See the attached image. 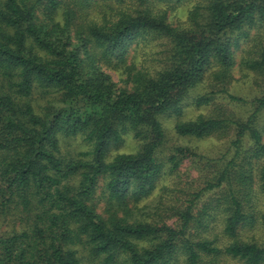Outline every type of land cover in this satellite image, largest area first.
Segmentation results:
<instances>
[{"label": "trees", "instance_id": "1", "mask_svg": "<svg viewBox=\"0 0 264 264\" xmlns=\"http://www.w3.org/2000/svg\"><path fill=\"white\" fill-rule=\"evenodd\" d=\"M182 1L0 0V264L264 263V237H239L264 232V0H195L173 25ZM139 38L163 41L158 64L119 87L103 65ZM243 41L250 99L229 91ZM35 91L57 98L36 110ZM189 105L173 132L227 139L218 157L168 143L162 118ZM125 134L136 151L107 160ZM74 137L90 149L61 151ZM164 176L167 202L135 214Z\"/></svg>", "mask_w": 264, "mask_h": 264}, {"label": "rangeland", "instance_id": "2", "mask_svg": "<svg viewBox=\"0 0 264 264\" xmlns=\"http://www.w3.org/2000/svg\"><path fill=\"white\" fill-rule=\"evenodd\" d=\"M195 0H183L180 4H178L173 9H166L163 3H155L154 7L158 9H166V18L167 21L173 25L186 26L187 22V11L192 6ZM102 5L106 6H114L115 3L113 0H94L92 6L88 9L91 14H98L99 11H96L93 7L99 9H105L108 11V8L102 7ZM162 40H143V39H135L131 42H128L122 56L123 61L112 67L108 65L107 67L103 65V69L109 74V78L115 82V84L119 87H130L131 80H129V76L135 70H153L156 68L159 58H160V50L163 48ZM250 46L249 42L243 41L242 43L235 47L233 52L234 63L232 65L231 73H232V81L229 86V91L234 95H239L243 98L250 99L254 95L258 93L256 87L253 84V75L252 72L246 69L244 64H242V60L246 56L245 50ZM115 57V56H113ZM116 60L115 58H112ZM130 73V75H128ZM200 88L194 90V93L200 92ZM193 92V91H192ZM192 94V93H191ZM57 95L55 92L50 93H38L35 91L31 95L32 105L36 110L42 109L47 104H51L55 101ZM205 109H195L192 106H186L183 108L182 113L179 116H170L162 118V125L164 128V132L166 138L168 139V143L184 145L192 148L197 153L208 156V157H218L227 146V139H216L214 137H203V138H195V137H187V136H178L173 132V124L176 120H187L193 118L197 113L203 112ZM234 110L238 112V106L234 107ZM60 150L69 152H77V151H86L90 149V145L82 141L78 137L74 138H62L59 142ZM138 142L134 139L131 134H125L123 136L122 143L114 149H111L108 152L106 157L109 160L115 153H131L136 151ZM170 176H164L159 179L157 183H155V187L153 190L147 195L141 197L136 203V209L133 211L135 214L140 213L143 214L144 217L150 215L152 209L155 204L160 202H167L168 195L164 194L161 190L163 186L170 185L171 180ZM257 204L259 208H263L264 205V194L257 192L256 193ZM132 204V202H131ZM130 204V205H131ZM220 226L216 223L213 226V232L219 234ZM220 236V234L218 235ZM254 237L259 240L264 237V232L259 226H255L251 229H243L239 233V237L246 239ZM225 237H221V242L225 241ZM85 254V253H81ZM79 264H87L85 259ZM119 264V263H118ZM182 264V263H180ZM222 264H243L241 261L236 259L222 258ZM264 264V263H263Z\"/></svg>", "mask_w": 264, "mask_h": 264}]
</instances>
